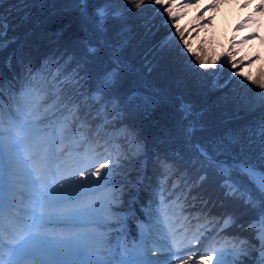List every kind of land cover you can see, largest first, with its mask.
Instances as JSON below:
<instances>
[{
    "label": "trees",
    "instance_id": "obj_1",
    "mask_svg": "<svg viewBox=\"0 0 264 264\" xmlns=\"http://www.w3.org/2000/svg\"><path fill=\"white\" fill-rule=\"evenodd\" d=\"M81 2L0 4L1 118L7 116L3 102L13 103L40 87L45 97L39 109L41 130L66 124L69 131L82 130L91 144L95 131L115 154L101 176L85 184L105 191L86 217L107 222L108 206L125 210L127 235L135 240L148 237L139 226L158 218V206L173 216L197 209L195 215L221 222L230 217L224 232L245 245L244 256L234 264H261L264 203L252 180L234 164L264 174V99L257 95L264 89L231 75L256 54L264 60V39L244 56L245 44L234 41L219 67L204 69L196 57L211 62V55L202 47L185 51L181 28L167 12L157 13L160 5L153 0L140 8L136 0ZM100 8L107 11L104 17ZM255 74L254 80H264L262 63ZM197 145L217 162L205 159ZM108 180L113 181L109 186L99 183ZM177 189L185 195L183 205L171 199ZM115 231L105 235L111 239Z\"/></svg>",
    "mask_w": 264,
    "mask_h": 264
},
{
    "label": "rangeland",
    "instance_id": "obj_2",
    "mask_svg": "<svg viewBox=\"0 0 264 264\" xmlns=\"http://www.w3.org/2000/svg\"><path fill=\"white\" fill-rule=\"evenodd\" d=\"M183 1L168 0V4L173 5L175 15L170 18L173 20V24L178 26L177 28H181L182 37H184L182 43L188 53H194L202 47L208 56L211 55L210 61H215L219 67L229 54V48L233 41L240 45L245 44L244 50L241 51L243 56L256 50L257 44L262 43L261 41L264 39V0L247 2L241 9L242 12H239L237 7L245 0H212L214 7L203 13L199 12L203 8L202 0H196L187 6L181 4ZM221 1L225 3L221 4ZM101 10L104 17L107 11L100 8L97 10L99 15ZM221 34L223 35L220 36ZM226 35L233 36L227 41L225 39L226 45H222L221 41ZM185 42H187V46ZM256 55L248 64L235 67L236 69L231 75L232 78L252 84L251 80L256 78L255 73L258 64L262 63L264 67L262 55ZM233 60L231 59V61ZM248 69L250 70L249 75L246 73ZM218 81L219 79L216 77L212 85L217 86ZM42 102L43 93L37 89L32 90L19 103L21 107L19 111L14 113L16 117L9 115V122L5 126H0V149H7L5 154L0 153V199L8 193L9 197L17 202L16 213L22 215L21 217L24 219H30V221H32L30 212L34 211L32 209L33 204L42 208L55 203L52 212L46 217V221L51 223L49 226L30 233L29 227L24 223L20 233L29 232L26 237L33 235L37 236L38 239L63 240L66 245L78 247L85 256L102 253L111 261V264H119L122 258L137 256H144L154 264H183L185 261L187 264H196L201 255L204 254L212 256V260L210 262L204 260L203 264H215L217 258L221 259L222 264H234L236 258L244 256V240L242 238L231 240L221 234L220 231L224 225L223 223L217 224L216 219H214L212 226L204 229L211 221L200 224L197 221L188 222V224L182 225L180 219L175 224L169 220L166 213L161 216L163 232H152L154 235L150 241L144 242L143 239H140L132 242V244H125L121 235H116L117 240L106 246L105 243L109 240L105 232H102L108 228L106 224L110 222L117 229L125 224L122 222L125 217L122 221L116 222L120 220L117 217L121 214L109 213L112 208L108 207L104 217L109 219L104 222L105 224L90 223L85 221L87 215L81 210L95 207L96 198L102 195V191L93 194L86 191L90 188H86L85 184L97 180L99 176L92 175V173L96 171V168H99L101 163L113 162L115 154L111 151L107 152L108 146L105 140L98 142L102 154L97 153L99 150L94 152L95 145L89 141H84L82 132H73L74 138L67 145L70 149L67 153L69 155L56 164V158L53 155H47L44 147L46 144L53 146L55 141L60 139L62 128L59 127L50 133L36 131L37 126H39L37 107ZM22 124H26L23 130H21ZM47 173L51 174L52 178L49 183L44 185L43 181ZM5 175L9 178L5 179L7 178ZM112 182L101 181L99 183L110 185L109 183ZM8 183L11 184V189L6 188ZM42 185L44 188L52 189V191L43 190ZM176 192L174 200H179L182 193ZM10 216L6 215L5 219L11 221ZM77 218L84 221V226L74 227L56 224L67 219L75 223ZM16 220L15 218L14 222L19 228ZM116 224L119 226L117 227ZM151 225L152 229H155V223H151ZM110 229L113 230L114 228L111 227ZM219 241V245H215ZM214 252L223 253V255L222 257L213 255ZM115 256L116 260L113 261ZM67 258L74 259V257ZM17 259L19 256L14 255L7 264H11Z\"/></svg>",
    "mask_w": 264,
    "mask_h": 264
},
{
    "label": "snow or ice",
    "instance_id": "obj_3",
    "mask_svg": "<svg viewBox=\"0 0 264 264\" xmlns=\"http://www.w3.org/2000/svg\"><path fill=\"white\" fill-rule=\"evenodd\" d=\"M144 2L145 0H136L135 7L140 8L141 5L144 4ZM2 3L3 0H0V4ZM153 3L156 5H160V7L155 9L157 13L162 14L163 12H167L169 14V17H173L175 15V13L173 12V5L168 4V0H153ZM166 4H168V6H166ZM100 15L103 16L102 10L100 12ZM165 23H167V20H165ZM3 27V16L0 15V28ZM3 35V31H0V48L4 47ZM175 35L176 33L171 34L169 39H175ZM185 44L187 46V42H185ZM196 59L199 61V65L201 68L207 69L210 67H215V61L208 62L205 59H201V57L199 56H197ZM248 78L250 79V77ZM251 82L253 84H258L261 89H264V80H251ZM257 95L264 99V92H260ZM17 111H19V109H17ZM25 127L26 124H22L21 130H23ZM262 134H264V131H262ZM105 167H107V165L101 164L100 168H96V171L92 173V175L100 176L101 168ZM246 172L249 174V176L255 175L252 168H247ZM107 176V172L103 173L104 178H107ZM257 186L260 190V199L262 203H264V174L258 177ZM42 189L45 191H52V189L44 188L43 185ZM37 219L42 222L44 219V213L42 212L40 217ZM34 223L36 227L41 226L40 223H36L35 220ZM230 223V217L224 221L225 226H228ZM260 223L262 226H264V216H262ZM5 238L6 237L4 229L2 226H0V264H5V261L3 259ZM261 239L262 248H264V232L261 233ZM9 244V257L11 258L13 255L19 256V259L11 262V264H111V261H109V259L102 253L85 256L78 247L66 245L63 240L57 241L54 238L38 239L37 236L30 235L28 237H22L20 242L14 243L13 241H9ZM213 255L222 257L223 253L214 252ZM67 257H74V259H68ZM189 259H191V257H189ZM204 260H208L210 262L212 260V256H208L206 254L201 255L200 260H198L196 264H203ZM119 264H154V262L147 260V258L144 256H137L134 258H122ZM183 264H187V262L185 261L183 262ZM215 264H222L221 259L217 258ZM261 264H264V259L261 260Z\"/></svg>",
    "mask_w": 264,
    "mask_h": 264
},
{
    "label": "bare ground",
    "instance_id": "obj_4",
    "mask_svg": "<svg viewBox=\"0 0 264 264\" xmlns=\"http://www.w3.org/2000/svg\"><path fill=\"white\" fill-rule=\"evenodd\" d=\"M196 0H184L183 2H181V4L183 5V6H187L188 4H190V3H193V2H195ZM232 1V0H231ZM249 1H252V0H245L244 1V3H242L241 5H239L238 7H237V10H239V9H243L244 8V6H245V4L247 3V2H249ZM225 2L224 1H221V4H224ZM201 5H203V8H201L200 9V13H203V12H207L208 10H210L211 8H213L214 7V5H213V1L212 0H202V3H201ZM195 11V10H194ZM203 22V21H202ZM201 22V23H202ZM223 34H221L220 36H222ZM225 39V38H224ZM246 73H247V75H249L250 74V70L248 69L247 71H246ZM69 154H66V151L64 152V154L60 157V160H62L63 158H64V156H68ZM59 160V163L61 162ZM255 179H256V183H257V179H258V177H255ZM41 209V208H40ZM43 222L44 223H46V221H44V219H43V221L42 222H38V223H40V227L39 228H37V229H40V228H43L44 227V224H43ZM51 224V223H50ZM49 224V225H50ZM48 225V226H49ZM194 262H196V261H194Z\"/></svg>",
    "mask_w": 264,
    "mask_h": 264
},
{
    "label": "water",
    "instance_id": "obj_5",
    "mask_svg": "<svg viewBox=\"0 0 264 264\" xmlns=\"http://www.w3.org/2000/svg\"><path fill=\"white\" fill-rule=\"evenodd\" d=\"M197 148H198L199 152L202 154V156H203L204 158H206V159H208V160H210V161H213L212 158L204 152V150H202L199 146H197ZM236 166L238 167V169H239L242 173H245V174H247V175L249 176V174L246 172V169H247V168H251L250 166L243 165V164H236ZM254 173H255V172H254ZM249 177L253 180V182L255 183L256 187L258 188L257 183H256V179H255L256 174H255L254 176H249ZM258 189H259V188H258Z\"/></svg>",
    "mask_w": 264,
    "mask_h": 264
}]
</instances>
